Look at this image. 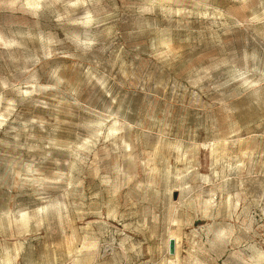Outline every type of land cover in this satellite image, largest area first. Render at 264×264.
<instances>
[{"label": "rangeland", "instance_id": "374dc122", "mask_svg": "<svg viewBox=\"0 0 264 264\" xmlns=\"http://www.w3.org/2000/svg\"><path fill=\"white\" fill-rule=\"evenodd\" d=\"M0 264H264V0H0Z\"/></svg>", "mask_w": 264, "mask_h": 264}, {"label": "water", "instance_id": "95a60500", "mask_svg": "<svg viewBox=\"0 0 264 264\" xmlns=\"http://www.w3.org/2000/svg\"><path fill=\"white\" fill-rule=\"evenodd\" d=\"M174 251H175V240L170 238L168 240V257L174 258Z\"/></svg>", "mask_w": 264, "mask_h": 264}]
</instances>
